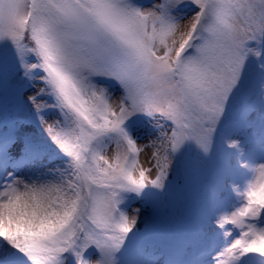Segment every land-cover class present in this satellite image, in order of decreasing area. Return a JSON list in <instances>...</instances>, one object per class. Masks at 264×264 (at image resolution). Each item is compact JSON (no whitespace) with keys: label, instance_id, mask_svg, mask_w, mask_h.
I'll use <instances>...</instances> for the list:
<instances>
[{"label":"snow or ice","instance_id":"obj_1","mask_svg":"<svg viewBox=\"0 0 264 264\" xmlns=\"http://www.w3.org/2000/svg\"><path fill=\"white\" fill-rule=\"evenodd\" d=\"M193 2L197 10L182 23L186 18L173 12L183 0H162L153 9L128 0H0V40H11L26 70H45L64 119L55 125L42 121L43 127L68 157L67 168L51 180L15 179L0 190V238L17 250H7L5 264H63L66 252L76 264H89L82 251L93 244L101 253L94 264H113L114 249L135 223L118 214V191L159 185L168 163L167 156L161 163V149L191 138L208 151L251 51L245 42L264 35V0ZM26 35L31 48L23 44ZM28 52L38 64L24 61ZM103 79L119 85L118 103H111ZM29 100L38 110L46 106L35 96ZM139 112L162 114L172 125L154 154V179L139 165L136 143L122 126ZM112 137L126 142L124 152L115 164H100L98 149ZM260 170L264 177V165ZM244 196V205L220 221L242 231L218 264L264 255V226L254 222L264 213V178ZM26 217L28 227L20 223Z\"/></svg>","mask_w":264,"mask_h":264},{"label":"rangeland","instance_id":"obj_2","mask_svg":"<svg viewBox=\"0 0 264 264\" xmlns=\"http://www.w3.org/2000/svg\"><path fill=\"white\" fill-rule=\"evenodd\" d=\"M128 2L140 9H153L162 0ZM196 10L193 0H183L173 15L180 20L186 18L182 21L186 23ZM245 47L251 51L229 93L208 151L191 138L175 149H161V163H167L165 156L168 163L159 185L146 183L139 189L118 191V214L134 217L135 223L126 240L114 249L113 264H218L219 255L240 238L242 229L238 225H221L220 221L230 219L246 202L248 186L264 178L260 170L264 165V35L246 41ZM15 52L10 39L0 40V190L15 179L51 180L57 170L67 168L68 161L42 123L55 125L64 119L45 79L47 74L40 67L26 70L19 60L9 67L7 62ZM25 62L38 64L39 59L29 54ZM103 83L110 89L111 103H118L123 94L119 85L107 79ZM32 96L46 106L38 110L29 100ZM122 126L136 143L139 165L149 179H154L158 171L154 154L161 148L171 122L159 113L139 112ZM125 147L126 142L118 144L116 137L105 138L97 152L104 158L99 163L115 164ZM87 163H92L91 154ZM254 222L264 226V213ZM8 249L17 252L0 238V264H5ZM18 255L23 257L22 253ZM63 256V264H76L71 252ZM82 257L94 264L101 253L90 245L82 251ZM14 264L23 262L16 260ZM235 264H264V255L248 253Z\"/></svg>","mask_w":264,"mask_h":264},{"label":"trees","instance_id":"obj_3","mask_svg":"<svg viewBox=\"0 0 264 264\" xmlns=\"http://www.w3.org/2000/svg\"><path fill=\"white\" fill-rule=\"evenodd\" d=\"M23 42H24L25 44H27L26 47H28V48H31V47L33 46V43H34L33 41H31V39H30L27 35H26L25 39L23 40ZM29 54H30V55H34V56H36L35 53H33V52H28V53H26L25 56H24V61H26V60L29 59ZM17 60L21 61V57H20V55L18 54V52H17V50H16V52L13 54V56H12V57L10 58V60L7 62V65H8L9 67L12 68L13 64H15ZM16 93H17V92H16ZM174 182H175V184H176L178 187L180 186V184H179L177 181H174ZM193 185H194V182H193V178H192L191 187H193ZM123 189H125V188H123ZM121 190H122V189H121ZM124 240H126V239H124ZM93 246H95V245L93 244Z\"/></svg>","mask_w":264,"mask_h":264},{"label":"clouds","instance_id":"obj_4","mask_svg":"<svg viewBox=\"0 0 264 264\" xmlns=\"http://www.w3.org/2000/svg\"><path fill=\"white\" fill-rule=\"evenodd\" d=\"M30 220H31V217H26L24 220L20 221V223H21L22 226L28 227Z\"/></svg>","mask_w":264,"mask_h":264}]
</instances>
